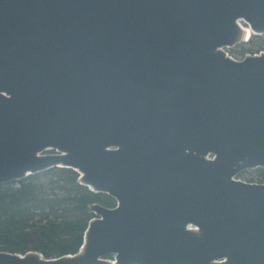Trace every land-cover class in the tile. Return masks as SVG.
I'll return each mask as SVG.
<instances>
[{
    "label": "water",
    "instance_id": "obj_1",
    "mask_svg": "<svg viewBox=\"0 0 264 264\" xmlns=\"http://www.w3.org/2000/svg\"><path fill=\"white\" fill-rule=\"evenodd\" d=\"M244 27L264 0H0V184L69 167L117 201L77 253L0 264H264V184L233 178L264 166Z\"/></svg>",
    "mask_w": 264,
    "mask_h": 264
},
{
    "label": "trees",
    "instance_id": "obj_2",
    "mask_svg": "<svg viewBox=\"0 0 264 264\" xmlns=\"http://www.w3.org/2000/svg\"><path fill=\"white\" fill-rule=\"evenodd\" d=\"M263 41L264 34H253L248 43L257 48L251 53H259ZM116 202L82 184L80 173L69 167L55 166L4 182L0 184V251H37L46 258L75 254L95 216L91 206L114 207Z\"/></svg>",
    "mask_w": 264,
    "mask_h": 264
},
{
    "label": "rangeland",
    "instance_id": "obj_3",
    "mask_svg": "<svg viewBox=\"0 0 264 264\" xmlns=\"http://www.w3.org/2000/svg\"><path fill=\"white\" fill-rule=\"evenodd\" d=\"M261 46H262V50L261 51H264V43ZM255 48H257V46H253L252 44L248 43V40H246V41H241V42L237 43L235 46L226 47L225 50L231 56H233L234 58L241 59L244 56H246L247 54H255V53H251L252 50H254ZM45 153H49V152H46L45 151ZM261 172H262V169H258V170H254L252 172H249V174H252V175H256V174L262 175ZM110 259H113V258L111 257Z\"/></svg>",
    "mask_w": 264,
    "mask_h": 264
},
{
    "label": "flooded vegetation",
    "instance_id": "obj_4",
    "mask_svg": "<svg viewBox=\"0 0 264 264\" xmlns=\"http://www.w3.org/2000/svg\"><path fill=\"white\" fill-rule=\"evenodd\" d=\"M258 169H262V172H261L262 175H259V174H256V175L249 174V172H252V171L258 170ZM263 173H264V166H256V167H251V168L244 169L243 171L239 172L235 176H237V177H246L248 179V181H245V182L262 183V184H264V174ZM112 258H113V256H112Z\"/></svg>",
    "mask_w": 264,
    "mask_h": 264
},
{
    "label": "bare ground",
    "instance_id": "obj_5",
    "mask_svg": "<svg viewBox=\"0 0 264 264\" xmlns=\"http://www.w3.org/2000/svg\"><path fill=\"white\" fill-rule=\"evenodd\" d=\"M242 36H243V41L248 40L251 36V31L248 28L244 27Z\"/></svg>",
    "mask_w": 264,
    "mask_h": 264
},
{
    "label": "built area",
    "instance_id": "obj_6",
    "mask_svg": "<svg viewBox=\"0 0 264 264\" xmlns=\"http://www.w3.org/2000/svg\"><path fill=\"white\" fill-rule=\"evenodd\" d=\"M209 158H213L212 155H208ZM234 179L235 180H240V181H248V179L246 177H237V176H234Z\"/></svg>",
    "mask_w": 264,
    "mask_h": 264
}]
</instances>
